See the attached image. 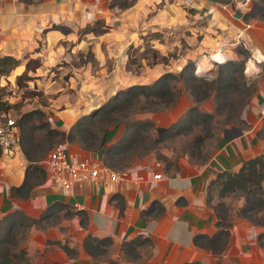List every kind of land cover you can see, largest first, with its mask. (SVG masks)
Listing matches in <instances>:
<instances>
[{
	"label": "rangeland",
	"instance_id": "1",
	"mask_svg": "<svg viewBox=\"0 0 264 264\" xmlns=\"http://www.w3.org/2000/svg\"><path fill=\"white\" fill-rule=\"evenodd\" d=\"M135 1L141 0H65L64 9L53 11L42 7L46 0L6 1L8 8L10 2L26 8L39 6L38 15L26 13L21 24L0 29L15 46H23L19 66L0 74V93L7 102V114L16 120L20 117L25 128L17 151L25 168L36 163L47 175L44 159L60 142L72 152L100 149L116 169L153 158L166 171L184 161L206 163L225 129L230 135L236 132L233 126L256 124L264 145V61H255L256 67L248 69L253 50L245 41L234 34L227 37L220 27L178 0H142L145 6L133 12L135 7L134 16L120 17ZM222 45L225 58L216 53ZM206 55H218L221 61H212L205 69L196 67L197 59ZM186 64L194 78L170 79L172 92H179L170 105L159 102L154 94L139 92L115 107L111 101L89 120L80 115L79 125L65 129L53 123V118L62 123L56 110L105 103L119 89L152 83L165 71L177 73ZM17 153L1 158L0 170L17 161ZM30 171L34 181L43 175L41 168ZM221 182V177L215 178L209 193L218 222L229 224L235 215H246L264 225V205L243 211L244 192L240 188L225 192ZM28 199L30 195L24 201ZM24 201L0 214V264H64L57 257L50 262L47 256L78 258L81 252L94 264H128L141 255L136 254L135 243L123 241L118 257L112 258L116 250L112 238L87 231L88 216L68 204L42 206L33 214ZM38 205L34 200L33 206Z\"/></svg>",
	"mask_w": 264,
	"mask_h": 264
},
{
	"label": "crops",
	"instance_id": "2",
	"mask_svg": "<svg viewBox=\"0 0 264 264\" xmlns=\"http://www.w3.org/2000/svg\"><path fill=\"white\" fill-rule=\"evenodd\" d=\"M6 1L0 0V29L8 27L10 30L14 25L21 24L26 13L38 15L37 5L26 8L22 3L13 5L10 2L11 7L8 8ZM64 1L46 0L42 7L52 11L56 7L64 9V4H61ZM178 2L187 5L197 15L206 17L220 27L227 37L228 34H234L235 37L237 35L250 46L253 50L252 55L258 61L261 59L264 61V0H178ZM142 5L145 6L142 0L135 1L120 17L125 19L129 14L134 16L133 12ZM123 32L134 33L126 29H123ZM91 34L96 35L93 32ZM1 36L3 38H0V44H5V51L0 53L20 57L23 46L21 47V44L15 46L10 35L2 30ZM103 101L94 102L88 107L73 104L72 108L56 110L58 113L56 117L62 119V123L55 121L54 118L53 123L60 124V127L66 129L80 115L89 113L90 107ZM233 128L236 132L232 135L227 133L230 131L228 128L225 129L217 150L202 165L184 161L178 169L166 171L160 163L155 164L153 158L139 159L127 167V180L114 186L82 181L70 188H63L54 185L47 178L43 184L31 189L30 201L10 196V186L19 185L25 175L23 158L16 152L17 161L0 170V183L3 185L0 187V214L8 211L14 204L19 206L21 201L29 206L28 210L33 214L38 213L40 209L37 208L61 201L76 210L86 212L87 231L97 237L112 238V245L116 248L111 255L112 258L118 257V246L121 242L130 244L134 242L136 254L141 255L135 257L134 263L128 261V264H264V239L259 236L264 231V225L254 223L246 216L232 217L228 237L224 246L217 251L199 246L193 241L195 234L212 235L218 229L217 216L212 206L213 200L209 203L207 196L208 187L215 174L222 170L237 171L245 160L264 153L263 141L258 136L256 124L246 128L240 126ZM74 153L103 160L100 151L76 150ZM4 156L6 155H1L0 160ZM154 172H160L161 178L151 180ZM140 175H143V178L139 179ZM34 200L36 205L39 204L38 207L33 206ZM153 201H156L155 205H151L154 204ZM138 238L145 243L139 245ZM47 257L50 262L59 259L60 263L64 264H76L75 261L80 264L91 261L90 264H94L91 257L83 252L78 258Z\"/></svg>",
	"mask_w": 264,
	"mask_h": 264
},
{
	"label": "trees",
	"instance_id": "3",
	"mask_svg": "<svg viewBox=\"0 0 264 264\" xmlns=\"http://www.w3.org/2000/svg\"><path fill=\"white\" fill-rule=\"evenodd\" d=\"M93 28H90L89 31H91ZM88 31V30H87ZM103 31V30H102ZM85 33V32H84ZM20 59L19 57L10 55V54H2L0 56V74H6L9 73V71L13 68L19 65ZM189 64H186L182 67L179 72L174 73L171 71H165L162 73L154 82L152 83H141V84H131L127 88L119 89L110 99L109 101L101 104L98 108L94 109L91 113L83 114L81 115L83 119L87 118L89 120L92 115L98 114L102 112L103 110H106L112 101V105L115 107L119 104L120 100H128L136 97V93L143 92L145 95L154 94L158 96L159 102L164 103L165 105H170L172 102H174V99L176 95L179 93L176 89L172 92L173 86L171 85L170 79L184 76L185 80L189 81L190 79L194 78L193 74H188L187 70L189 69ZM221 78H218L220 80ZM195 86V83L192 84ZM167 94V98L163 99V96ZM112 106V107H113ZM7 102L2 99V94L0 93V115L5 114L7 115ZM80 117V116H79ZM77 118L74 124L71 126L79 125L82 122V118ZM17 125L20 129V145H21V138L23 139L25 137V128L21 125V118H17L16 120ZM106 142V134L103 136L102 143ZM108 149H111L109 146ZM85 151H90V149H86ZM101 151L100 149L92 150V152ZM24 148V153H25ZM102 152V151H101ZM26 154V153H25ZM103 154V152H102ZM2 155L1 148H0V156ZM27 156V155H26ZM27 158H29L27 156ZM105 159V160H104ZM35 161V160H34ZM33 160H30V162H34ZM103 161L111 166L112 163L106 160V158L103 157ZM132 164L130 162L129 164L125 165L124 167H128ZM30 168H32V171H34L37 168H41L43 175L41 178H37V180H31V176L29 175ZM179 165H177L174 169H178ZM46 176V177H45ZM221 177V187L223 191L227 192L234 188H240L245 195L246 204L241 208L243 211L249 210L252 208V205L258 204V205H264V153H260L254 157H251L243 162V164L240 166V168L237 171H230V170H222L220 172H217L215 174V177L211 180L210 185L208 187V201L211 202L212 198H209L210 193V187L212 182L215 178ZM47 179V175L45 170H43V167L37 165L36 163L29 164L25 168V175L23 181L19 185H11L10 186V196L11 197H17L21 199H25L30 195L31 189L36 185H41L45 182ZM115 195V194H114ZM113 195V196H114ZM155 205L156 201H153ZM54 203H62L67 205L66 203H63L61 201H56ZM247 203L250 204L247 206ZM53 204V203H52ZM214 207V210L216 207L214 204H212ZM78 212H83L86 214L84 210H77ZM216 216L218 217V214L215 210ZM246 216V215H244ZM217 225L218 229L212 234H203L198 233L195 234L193 237V241L195 244L206 247L208 249H212L213 251H217L220 247L224 246V242L228 237L229 234V226L230 223L218 222L217 218ZM220 225H224L220 227ZM261 238L264 236V232L260 233L259 235ZM108 237V236H106ZM103 238V237H99ZM110 239V237H108ZM264 239V238H263ZM85 243V242H84ZM134 243V242H133ZM132 244V243H131ZM67 247V246H66Z\"/></svg>",
	"mask_w": 264,
	"mask_h": 264
},
{
	"label": "built area",
	"instance_id": "4",
	"mask_svg": "<svg viewBox=\"0 0 264 264\" xmlns=\"http://www.w3.org/2000/svg\"><path fill=\"white\" fill-rule=\"evenodd\" d=\"M219 52H223V45ZM20 129L16 119L9 114L0 115V148L2 155H11L20 150ZM47 170V178L56 186L70 188L73 184L82 181H92L96 185H117L128 178L127 167L116 169L107 165L99 158L80 156L68 149L63 143H57L52 147L44 159ZM160 172H154L151 180L161 178ZM143 175L139 176V179ZM77 207H81L75 204Z\"/></svg>",
	"mask_w": 264,
	"mask_h": 264
},
{
	"label": "bare ground",
	"instance_id": "5",
	"mask_svg": "<svg viewBox=\"0 0 264 264\" xmlns=\"http://www.w3.org/2000/svg\"><path fill=\"white\" fill-rule=\"evenodd\" d=\"M216 53H220L221 55H223V53L221 52H216ZM256 54V53H255ZM219 55V54H218ZM218 55H215V56H203V57H200L199 59H197L196 61V67L200 68V69H205L207 68L208 66H210L211 62L212 61H221V57H219ZM253 57H251L250 59H248L247 61V66H248V69H253L256 67V62L255 61H258L256 59V57L254 55H252ZM258 56V54H257ZM224 57V55H223ZM259 57V56H258ZM225 58V57H224ZM255 58V59H254ZM261 58V57H260ZM212 66V65H211ZM198 68H196V72H198ZM254 71V70H253Z\"/></svg>",
	"mask_w": 264,
	"mask_h": 264
},
{
	"label": "water",
	"instance_id": "6",
	"mask_svg": "<svg viewBox=\"0 0 264 264\" xmlns=\"http://www.w3.org/2000/svg\"><path fill=\"white\" fill-rule=\"evenodd\" d=\"M196 63V62H195ZM101 104V103H100ZM100 104H95L94 106H92V107H90V109H89V113H90V111H92V110H94V109H96V108H98L99 106H100Z\"/></svg>",
	"mask_w": 264,
	"mask_h": 264
}]
</instances>
